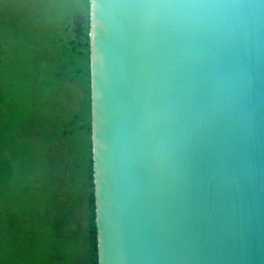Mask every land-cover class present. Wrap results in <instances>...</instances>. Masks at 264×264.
Masks as SVG:
<instances>
[{"label": "water", "instance_id": "obj_1", "mask_svg": "<svg viewBox=\"0 0 264 264\" xmlns=\"http://www.w3.org/2000/svg\"><path fill=\"white\" fill-rule=\"evenodd\" d=\"M97 264H264V0H88Z\"/></svg>", "mask_w": 264, "mask_h": 264}, {"label": "rangeland", "instance_id": "obj_2", "mask_svg": "<svg viewBox=\"0 0 264 264\" xmlns=\"http://www.w3.org/2000/svg\"><path fill=\"white\" fill-rule=\"evenodd\" d=\"M86 17L83 0H0V264L89 262L85 141L56 133L82 108L63 46Z\"/></svg>", "mask_w": 264, "mask_h": 264}, {"label": "trees", "instance_id": "obj_3", "mask_svg": "<svg viewBox=\"0 0 264 264\" xmlns=\"http://www.w3.org/2000/svg\"><path fill=\"white\" fill-rule=\"evenodd\" d=\"M85 11L88 13V0H83ZM75 38L72 40V45L63 46V50L71 57L69 66L73 70L72 77L76 79L78 91L80 94L82 108L74 111L68 116L60 117L57 124L56 133L58 136H63L70 140L69 137L82 139L86 145V179L89 188L87 207L89 209V241L90 254L88 264H97L96 262V247H95V225H94V206L92 192V165H91V150H90V99H89V74H88V16L84 23L74 32ZM70 154V152H69ZM68 154V155H69Z\"/></svg>", "mask_w": 264, "mask_h": 264}]
</instances>
